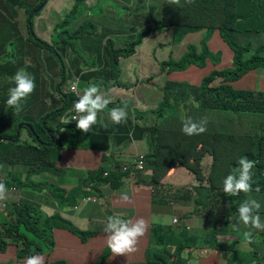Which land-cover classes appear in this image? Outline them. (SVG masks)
I'll list each match as a JSON object with an SVG mask.
<instances>
[{"label":"trees","instance_id":"1","mask_svg":"<svg viewBox=\"0 0 264 264\" xmlns=\"http://www.w3.org/2000/svg\"><path fill=\"white\" fill-rule=\"evenodd\" d=\"M43 1L18 0V3L24 4L32 12ZM203 1L194 0L193 3H186L185 0H180V5L183 3L180 7H183L192 17L186 18L187 24H176L177 29L173 31L172 43H179L187 33L204 31L206 34L200 42H194L193 45H182L173 59H168L163 63V68L165 73H167V80L162 90V102L158 105L157 111H153L158 125L155 130V132L157 131V139L155 145L151 144L150 150L146 151L145 158L148 169L145 168V171L148 170V172L145 173H147L146 178L148 177L146 180L147 184L151 185V205L168 201L174 197L187 200L194 199L196 201L200 198H206V203L202 206L194 207L193 213L198 212L209 225L205 229V246L211 250H218V243L215 244L214 242L215 235L223 229L217 227V222L224 217L227 210L226 197L220 189L219 177L224 179L227 175L236 173L238 169L234 158L236 152L242 153V155H250V153L246 145L238 147L236 140L231 134L204 133L189 137L182 132V127L190 117V111L193 117L200 118L211 114L215 120L214 111L223 110L233 113L241 123H258L261 132H264V92L241 90L234 85L249 71L263 70L264 57L262 55L264 53V45H260L253 50L250 44L242 47L232 42L231 34L225 28L226 20H222V15L225 14L233 0H206L209 4L207 13L202 12L204 8ZM253 1L257 3L255 15L264 12V0ZM78 4H81V0H76L75 5H73L77 7ZM168 5L176 6L175 4H169L168 0H163V12L169 9ZM70 13L73 16L72 10ZM263 17L261 16L259 21L258 28L260 33H264ZM65 21L67 22V19ZM190 21L192 22L191 24L189 23ZM28 22L26 21V25H28ZM216 23H219L223 38L232 49L235 48V50L233 49V63L228 69L223 67L216 69V67H213L209 73H202L204 68L211 65V57L218 53L211 47V32L202 28H211ZM160 24L161 20H159L157 31L152 34L155 35L160 31ZM163 26L166 25L163 24ZM250 31L258 33L255 29ZM150 32L151 30L147 28L139 31L137 35L135 33V39L128 43L123 42L125 44L123 48H116L110 39L107 40L106 47L103 50L108 57L113 73L120 58H128L133 55L136 47L141 44L143 38L151 34ZM75 33L77 38L81 37L84 34V27L81 25V28ZM69 36L70 34L67 31L62 33V37L68 41ZM34 37L36 35L33 31ZM37 39L41 41L39 38ZM42 43L44 42L42 41ZM8 44L13 48V42H8ZM53 52H56V50H53ZM6 53L7 49L0 45V56ZM48 60H50V57H45L44 53H39L31 48L22 50L15 55L12 54L5 59L0 67V111L3 110L0 113V127L6 124L11 128L13 123L12 116L15 114L18 120L33 121L45 116H55L57 113L73 108L85 88L79 85L80 88L77 89V93L53 89L57 86V83H55L54 78H50L47 74L46 70L49 69ZM86 64L89 65L88 62ZM20 69H25L34 78L36 88L32 95L23 103V110L17 114L14 108L9 107L5 102L8 99L9 88L15 86L12 78ZM193 72L199 77L196 83L191 82L194 80L193 77H190ZM186 78L191 81L186 80ZM46 84H48L50 89L45 88ZM118 103L119 99L115 100V103L111 102L105 110L109 113ZM182 104L184 105L183 108L187 110V114L181 113L178 115L177 110ZM123 105L125 103H121L120 106ZM118 127L122 132L123 138L127 137L126 129H133L131 136L136 140L142 139V135L145 133H148L149 136L152 134L150 129L145 127L135 128L127 122L121 123ZM35 130L40 135V127L35 126ZM8 136L6 132H0V163L1 161H9L12 157H17L0 167V182H3L6 186L29 187L32 182H27L35 178L39 181L38 183L35 182V184L42 191L46 201H61V192L64 190L61 184L65 181L57 171L55 164L48 160L49 150L46 148L23 147L18 149L16 153L3 155V151L14 150L12 145L6 142ZM199 144H202L200 151L197 150ZM166 155L169 156L170 167L183 164L182 169L186 171L189 177L187 181L181 184L172 182L167 175L168 172L172 173L173 170H166L162 173L156 172L157 167L162 165L161 159ZM133 158L137 159L136 155ZM41 182L44 185H40L39 183ZM58 186L60 187L59 191H57ZM132 194L135 195L134 192ZM135 198L136 212L132 210L130 213L136 216L140 209V200L137 199L136 195ZM2 203L0 202V206ZM131 205L132 202L125 201L123 206ZM34 208H37L36 204L19 200L16 204H10V209L7 206L4 210L5 216H1L0 220L2 221L0 222V255H11L10 248H14L15 254L21 252L29 256L33 255L34 249H43V247L39 248V244L37 245L38 247H35L34 242L31 243L23 234L19 233V225L22 223L41 236L45 241V245H55V247L57 245L55 238L53 241L47 239L46 233H53L56 228L65 229L78 242L86 245L100 234L80 230L71 222L59 216L47 217L43 220L41 228H39L37 226L38 223L34 225L32 222L33 217L37 213ZM3 214L4 212L0 213V215ZM217 217L220 218L216 219ZM14 219L16 222H14ZM6 220L10 222H3ZM159 229V227H155L153 232H158ZM106 236L108 237L105 234ZM252 238L253 240L257 239ZM237 240L240 243L239 235H237ZM20 246H22L21 250ZM219 250L225 252L227 248L220 245ZM109 253H111V250ZM157 256L158 254H153L150 263L147 264H162V257ZM176 257H179L178 254ZM169 258L171 259L170 264H176L171 254L166 255V261ZM260 259L261 256L254 257L251 260V264H263ZM50 264L66 263L58 260Z\"/></svg>","mask_w":264,"mask_h":264},{"label":"clouds","instance_id":"2","mask_svg":"<svg viewBox=\"0 0 264 264\" xmlns=\"http://www.w3.org/2000/svg\"><path fill=\"white\" fill-rule=\"evenodd\" d=\"M49 1L50 0H47L43 4L44 9L48 6ZM168 2L169 4L180 6V0H168ZM185 2L193 3L194 0H185ZM203 5L204 8L202 9V12L207 13L209 4L206 0L203 1ZM256 8L257 3L253 0H233L231 5L225 11V14L222 15V20H226L225 28L230 32L231 39L234 44L241 46L239 43H237L238 37L243 35L242 28L244 23L249 16L255 14ZM163 11L164 7L162 2L161 10L158 13L155 23L150 22V24H155V27L152 30L157 31L159 20H161V29L158 32H164L165 30L169 29L165 27L168 26V16L171 11L168 9L165 12ZM177 12L179 13V20L176 24H187L186 18L192 17V15L183 7H179ZM37 17L39 16H36L35 18ZM55 17L57 16L54 14L49 15L50 19L54 20ZM68 17L71 18L72 16L69 15ZM65 22L66 21H62L60 24L51 23L49 26V32L55 31L58 27H62V30H64L63 32H65V26L63 25ZM189 23L191 24L192 22L190 21ZM163 24L166 26H163ZM176 24L173 27V31L177 29ZM81 25L79 23L76 31L81 28ZM202 29L211 32L210 38H212V36L216 33L223 44H225L229 50H232L234 57L233 49L222 36L219 23L213 24L211 28ZM187 35L189 34L187 33L184 38H186ZM203 37L199 38L198 41L195 42H200ZM105 38L106 36H103L102 38V42L104 43L100 49L101 57L99 62L97 63L95 59L92 60V64L96 65L98 70H95L91 73L90 69H88L89 73L81 74L80 78H77L76 71L73 70L71 73H69L67 70V68L71 66L72 61H74L75 53L73 56H66V41L65 39L61 40V42H63V49L61 51L63 57L61 65L62 68L55 67L54 63L50 60L47 61L49 64V69L46 70L48 76L50 78H54V80L59 79L58 82H55L57 83V86H55L53 89L62 90V86H65V82L69 80L68 86H65L67 90L77 93V89L81 86L82 88H85L83 90V94L79 96V99L77 102H75L73 108H69V110L62 113H57L55 116H45L37 120L27 121L18 120L16 114L13 115V123L11 127H14L15 132L17 130V126L20 124L18 127L19 130L16 132V134L9 135L6 139V142L11 144L14 150L3 151V155H6L16 153L18 149L23 147H31L34 149L46 148L49 150L48 160L55 164L58 172L65 170H75L69 165L60 164L63 154L66 152L74 154L77 151H89L91 153L100 154L102 156L101 162L96 169L76 170V173L80 175L82 181L79 189L75 191L76 194L71 195L69 192L61 194L64 204L67 206V208H70L74 211L78 210L81 206H84L89 202L96 203L98 200V198L90 192V188L83 186L84 181L88 177L95 176L99 178L97 181L93 182V184H96L95 187L98 188L102 183L109 181L112 172H118L122 178L133 180L137 185H143L151 188V185H148L146 181L147 173L145 172H148V170L145 171V168H147L145 158L146 153L143 155L136 153L135 155L137 159L133 158L129 162H123L120 160H110L107 162L106 160V157L109 158L110 152L125 141V138H123L122 132L118 126L124 122L128 123V113L126 110V104L120 107H114L109 112L110 116L104 115L108 123L104 125L98 124V114L102 112L108 113V111L105 109L111 102L115 103V98L113 100L111 99L115 96V94L111 96V93H114V89H104L105 81L110 80L111 83L117 85L116 77H119L120 74L119 64L116 65L114 73L111 71L108 57L106 65L109 67V70L108 73H104V55L106 54L104 53L103 49L106 47ZM171 41L173 42V38H171ZM181 41L175 44L178 45V48L175 51L176 53L182 45L194 44V42L189 40H187V42ZM112 43L114 44V42ZM82 53H85V51H82ZM172 54L173 53H170L168 59L171 58L170 56ZM262 57H264V55H262ZM85 65L87 66L88 64ZM68 75H70V77ZM98 76H100L102 80H97ZM12 79L15 86L9 88V95L5 104L7 103L9 107L14 108V111L19 114L23 110V103L35 91L36 84L34 78L25 69L18 70ZM166 80L167 73H165L164 85ZM85 83L86 85L84 86ZM123 88L126 87L124 86ZM101 90L107 92L108 95L103 93ZM159 104L160 103L157 104V108ZM180 107H184V105L182 104ZM132 111L136 113V109L132 108ZM145 115V112H141L138 116H136L141 118ZM214 117L215 120L211 114L200 118L193 117L190 111V117L183 124L182 132L189 137L202 135L204 133L231 134L236 140L238 147L243 145L248 147L250 155H242V153L239 152L234 154L236 166L238 168L236 173L229 174L224 179L219 177L220 189L226 197L227 210L225 211L224 217L217 222L222 223L223 226L221 228L223 230L215 235L214 242L215 244L218 243V250H214L221 257L227 259V264H233V258L237 254L235 246L242 244L244 240L250 243V246H252L253 242L255 241L252 237H254L257 238L256 240L261 239L260 243L264 245V233L262 236H260L253 231V229L264 231V223L261 222V217L259 215L261 204L255 199V195L258 194L260 190V174L264 168V132H261L258 123H241L238 119H236L233 113L228 111H214ZM253 124H256V126ZM35 126L40 127V135L37 134ZM110 127L115 128L117 131L111 129ZM137 127L144 126L137 125ZM23 133L26 134V140L23 139ZM20 138L24 141V143H19ZM64 138L69 143V145L66 146L67 148H65V145L61 144V141ZM201 149L202 144H199L197 146V150L200 151ZM15 157L10 158L9 161H1L0 167H3ZM25 188L27 187H16L12 185L6 186L3 182H0V202H3L7 199V192H12L14 190L21 191ZM20 200L35 204L31 199L28 198H21ZM123 200L128 201V196L125 195ZM72 202H74V204H70ZM2 204H4V202ZM167 204L172 205L171 198L167 201ZM56 206V208H52L51 213H47L45 209H37L40 216L46 215L44 219L54 216L63 218L64 215H62L63 208L61 207V204L57 203ZM197 215L200 219H202V216L198 212ZM178 224L179 223L177 222L176 218H173V224L170 226ZM170 226L166 227L161 224H156L151 228V235L156 236L158 232H164L170 229ZM155 227L160 228L158 232H153ZM147 228L148 224L142 217L135 220H127L126 217L113 215L107 218V224L104 228V231L101 232L108 235L107 246L114 256H118L135 253L137 251L136 246L138 241L145 235ZM234 228L239 230L236 236H234ZM56 230L65 231V229H54L53 239L54 232ZM201 230L204 233V236H206V232L204 229H202V227ZM91 232L97 233L96 231ZM227 235L232 236V238H225ZM237 235H239L240 243H238ZM220 245L225 246L227 250L225 252L220 251ZM167 254H170L167 248H162L158 253V256H161L163 259L162 264L171 263L170 258L166 261ZM177 254L179 256L178 258L176 257ZM171 255L174 257L175 263L178 260V263L176 264H181L182 255L180 252H174V254ZM254 256H262L264 258V250L262 252H255ZM14 259L20 261V263L24 262V264H44V257L42 255H30L27 258L22 257L18 259L16 258L15 254ZM14 259L12 260L14 261ZM10 262L11 260L7 262H0V264H11ZM147 263H150V261L147 260Z\"/></svg>","mask_w":264,"mask_h":264},{"label":"rangeland","instance_id":"3","mask_svg":"<svg viewBox=\"0 0 264 264\" xmlns=\"http://www.w3.org/2000/svg\"><path fill=\"white\" fill-rule=\"evenodd\" d=\"M20 1V0H19ZM47 0H44L39 6H37L36 9H34L32 12L29 8L25 7L24 4L18 3V0H0V20H3V22H8L14 29V31L19 34V40L17 42H20L18 47L8 48L7 53L5 55L0 56V67L2 66V63L5 61L7 57H9L12 54H17L22 50H28L29 48L34 49L38 51L39 53H44L45 57H50V61L54 63L55 67L60 68L62 65V49H63V40L62 33L64 30H62V27H58L55 31L49 32V26L46 24V32H45V24L42 23V21L47 20L49 13L44 16L40 20V22H35L36 16H42L43 15V4ZM53 1V0H52ZM97 0H81V4H78L77 7H75L76 0H69L67 2L66 6V15L70 13L72 9L73 16L71 18L66 17L67 20L72 19L75 17L76 21L72 23L70 26H66L65 30L68 31L70 34L69 41L65 39V43L67 45V51L65 53L66 56H73L75 53L74 58V65L76 74L80 71L79 63H81V68L83 70L89 69L85 64L88 62L89 64L92 63V59L90 56L86 53H82V50L80 48V42H77V39L82 40L84 38L88 39L86 34L90 30V24L93 25V30L95 32H100L101 37L106 36L105 40L107 42L108 39L112 40L114 42L115 47H121L123 48L125 44L123 42H130L133 41L136 37V35L139 32H135L136 35L132 37V33L138 29V25L136 21L134 20L135 15L134 10L132 7H128L125 9V11L119 10L116 4H113L111 1L114 0H104V1H97ZM135 2L139 3V7H142L144 12H148L151 15L152 21H155L158 17V13L161 10V4L163 0H134ZM91 2H95L91 5ZM74 4V5H73ZM183 4V3H182ZM181 4V5H182ZM180 5V6H181ZM73 6V7H72ZM180 6H172L168 5L171 12L168 16V26L165 28H169V32H165L166 36H163L160 38V43H162L160 46H156L151 52L147 50L145 51V47L141 46L143 44L144 40L146 38H152L154 34H150L147 37L142 39V42L140 45L136 47L135 53L132 57L129 58H122L119 61V68H120V76L116 77V83L119 88H123L124 86L129 89L126 94H122L121 89H115L118 93L117 97L119 98V103L116 104L115 107H120L121 103L126 102L128 106H126V110L128 113L127 120L128 123L133 126L137 127L138 124L143 125L146 129H150L152 134L145 133L142 135V141L143 145L136 146L134 142H136V139H134L131 136V133L133 129H126V134L129 141V148H133L136 150L135 152H138L140 154H145L147 150H150L149 147L151 144L156 143L157 139V131L155 130L158 128V125L156 123L155 118V111H157V104L162 102V96H163V88H164V80H165V69L163 68V63L168 60V57L170 53H173L169 59H173V57L176 54V49L178 48V45H175L171 42L172 34H173V27L179 20V13L177 12V9ZM123 14V15H121ZM125 14V15H124ZM104 16V17H103ZM261 16H264V12H260L259 14L255 15L253 20L250 22L249 25H247V28H250V25H254L255 30L258 31V33H247L245 35H242L238 37L237 43L239 44H250L252 48H256L260 45H264V33L259 32V21L261 20ZM160 17V16H159ZM264 18V17H263ZM81 21L80 25L82 24V27H84V34L81 37H76V29H77V21ZM26 21L28 22V25H26ZM62 21H65V19L61 16L55 17L53 20V24H60ZM1 22V21H0ZM77 26V27H76ZM155 27V24H150L148 26V29L152 31V29ZM251 29V28H250ZM117 30V31H115ZM33 31L37 38H39L41 41H39L36 37L33 38ZM44 31V32H43ZM116 33L113 35V33ZM189 36H191L193 39L201 38L203 37L206 32L200 31V32H192L188 33ZM170 36V40L166 42L168 37ZM187 40H190L189 38H183L181 42H187ZM42 41L44 43H42ZM151 43V40L149 41ZM193 42V41H192ZM46 43V44H45ZM235 50V48H233ZM53 50H56V52H53ZM232 51L214 54L211 57V65L204 68L202 71L209 73L213 67H216V69L222 68V61L225 57L230 56ZM140 57L138 58V56ZM149 59L147 56H149ZM143 58V59H142ZM164 60V61H162ZM83 62V63H82ZM104 62H105V68L104 73H108L109 67L106 65L107 63V56L104 55ZM85 63V64H84ZM95 70H98L96 67ZM59 79H55V82H58ZM122 82V83H121ZM87 83V82H86ZM84 84V86L86 85ZM69 80L65 82V86H68ZM65 86H62V90L68 92L67 88ZM112 86V83L110 80L105 81L104 89H109ZM46 89H50L48 84L45 85ZM132 96V98H131ZM115 98L112 97L113 100ZM124 99V100H123ZM116 100V99H115ZM133 104V105H132ZM110 105V104H109ZM131 105V106H130ZM132 108L136 109V113L132 111ZM154 111V112H153ZM3 110L0 111L2 113ZM145 112L146 115L142 118H138L137 116L139 113ZM187 114V110L183 107H180L177 110V114ZM110 116L109 113L102 112L98 114V122L103 123V120L106 119L104 117ZM137 115V116H136ZM105 123H108L106 120ZM16 124V123H15ZM20 125V124H19ZM17 130L14 132V127H9L8 125H4L0 127V132H6L8 135H14ZM155 132V133H154ZM23 139L26 140V134H22ZM29 140V139H27ZM19 143H24V141L20 138ZM62 145L66 146L69 145L67 140L64 138L61 141ZM154 147V146H153ZM152 147V148H153ZM152 150V149H151ZM169 156L166 155L161 159V166H158L156 169V172L162 173L166 170H174L182 168V165L176 166V167H170ZM169 166V167H168ZM234 168V167H233ZM148 178V177H147ZM32 182V183H31ZM35 182H39L37 179L33 178L29 180L27 183H31L29 187L20 190H14L12 192H7V199L0 206V213L4 212L3 215L5 216V209L10 204H16L19 202L21 198H28L31 199L37 206L38 209H45L46 207L50 206V203L46 201L43 197L42 191L37 188V184ZM40 185H44V183H39ZM34 185V187H33ZM28 186V185H27ZM126 187V186H125ZM129 200L130 197L128 196ZM133 201V199H132ZM97 205L102 207L103 209H106L105 202L100 200L98 198ZM261 204V203H260ZM161 208H163L162 205H160ZM37 208H34V211L37 212L36 215L33 217L32 222L33 224H37L39 228L42 226V222L44 220V217L46 215L40 216L39 211ZM133 210V206L130 207L129 210H126L124 214H116L112 210H107L105 212L101 208L98 207H92V206H84L79 210L80 212H69L73 216H79L82 217L84 222L82 223L81 228L87 229V231H104V228L107 224V218L109 216H119V217H126L130 215V211ZM263 206L261 204V208L259 210V215L261 217V222L264 223V211ZM116 212V211H115ZM56 217V216H55ZM220 217H217L216 219H219ZM64 220H67L71 222L75 227L77 226L76 219H72L69 216H64ZM19 221V220H18ZM216 221V220H214ZM2 222V221H0ZM3 222L9 223L10 221L6 220ZM14 222L16 220L14 219ZM18 223V222H17ZM23 224V223H22ZM19 225V233L23 234V236L26 237L27 240L31 241V243H35V247L39 248L43 247L41 250L34 249L33 255H42L44 257V264H50L51 262H55L58 260H62L65 262L62 255H58L56 253H53V250L55 248V245H45L44 239L36 234L32 228L25 226L24 224ZM254 233H257L258 235L262 236L264 231L253 229ZM46 238L53 241V233L49 232L46 233ZM154 240V244H157L159 247L167 248L169 249L171 246V240L170 237L167 236V233L158 232V234L152 239ZM261 239L255 240L253 242V245L256 246V249L260 247L261 245ZM242 248H251L250 243L243 241ZM64 250H74L76 248V245H64L62 246ZM22 249V246H20V250ZM53 249V250H52ZM11 255L5 256L0 255V262H5L8 258L11 260V264H13V260L15 258L14 248H10ZM110 252V249L107 245H104L101 250H99L98 253V260L90 263V264H105L107 260V255ZM29 255L26 253H17L16 258L20 259L22 257H28ZM117 258L119 261H112L109 264H136L134 261H127L126 263H122L120 261V256L118 255ZM251 258H253V254L251 253ZM261 263L264 264V258L261 256L260 259ZM66 263V262H65ZM67 264V263H66Z\"/></svg>","mask_w":264,"mask_h":264},{"label":"crops","instance_id":"4","mask_svg":"<svg viewBox=\"0 0 264 264\" xmlns=\"http://www.w3.org/2000/svg\"><path fill=\"white\" fill-rule=\"evenodd\" d=\"M69 0H50L48 3V6L44 9L43 15L40 17L35 18V22L39 23L42 18L46 14H54L57 17L61 16L64 17L66 20V17L69 16L71 13H68L66 15V6L67 2ZM99 1V0H97ZM95 1V2H97ZM104 1V0H100ZM93 2V3H95ZM113 4H116L119 10L125 11L128 7H132L134 10L135 18L138 25V29L132 33V37L135 35V32L142 31L144 29H147L150 25V22L155 23V21H152L151 15L148 12H144L142 7H139V3L135 2L134 0H114L111 1ZM91 2V5L93 4ZM73 7V6H72ZM72 10V9H71ZM123 15V14H121ZM125 15V14H124ZM104 17V16H103ZM255 17L254 15L249 16L242 28L243 35L247 33H254L250 31L251 29L255 28L254 25H250L247 28V25L250 24V22ZM47 20L42 21L43 24H45V32H46V24L50 26L51 23H53V19H50L49 16L46 18ZM0 45L6 49L12 48L8 42H13V47H18L20 42H17L19 40V34L17 31L15 32L13 27L8 22H3V20H0ZM76 21L75 17L72 19L67 20V22L63 23V25L66 27L67 25L70 26L72 23ZM72 22V23H71ZM79 23L80 20L77 21ZM76 26V27H77ZM250 29V30H249ZM90 28V31L86 34L87 38H84L82 40L77 39V42H80V48L82 51H85L86 54L90 56L92 60L95 59L97 63L99 62V59L101 57V47L104 42H102V38L100 35V32H95ZM49 31V30H48ZM47 31V32H48ZM117 31V30H115ZM44 32V31H43ZM46 32V33H47ZM155 30H152L150 33H155ZM165 32H169V30H165L164 32H157L154 37L152 38H146L141 44V46L145 47V51L149 50L151 52L156 46H160L162 43H160V38L163 36H166ZM116 33L114 32L113 35ZM190 39L189 41H198L199 38L193 39L191 36L187 35L186 39ZM151 40V43L149 42ZM170 40V36L166 40L168 42ZM172 42V41H171ZM211 47L214 51H217L219 53H224L230 51L225 44L221 41L219 36L215 33L211 38ZM242 47H245L249 45L246 44H240ZM257 48V47H256ZM256 48H252L255 50ZM232 51V50H231ZM264 55V54H263ZM140 55L138 56V58ZM150 55L147 56L149 59ZM232 58H233V52L230 56L225 57L221 63L222 67L225 69H228L232 65ZM143 59V58H142ZM164 61V60H162ZM4 63V62H3ZM2 63V65H3ZM80 71L76 74L77 78H80L81 74H87L89 73L88 69H81V64L79 63ZM91 71H95L96 65L90 63L87 65ZM62 68V66H61ZM65 70V69H63ZM69 73H71L73 70H75L74 61H72L71 66L67 68ZM120 71V70H119ZM90 73V74H91ZM202 73H204L202 71ZM70 77V75H68ZM120 76V74H119ZM190 77H193L194 80L191 81L193 83H196L198 81V76L195 72L191 74ZM76 78V77H74ZM92 78V75H91ZM97 80H102L100 76L97 77ZM122 83V82H121ZM236 88H239L241 90H252V91H262L264 92V68L257 69L253 71H249L244 76H242L235 84ZM111 89H114V93H111V96L115 94V99H119L120 97H117L118 93L115 89H121L122 94H126V92L129 90L127 88H119L117 85L112 83ZM103 93L107 94L104 90H101ZM132 98V96H131ZM124 100V99H123ZM127 105L126 102H123ZM133 105V104H132ZM128 106V105H127ZM131 106V105H130ZM142 118V117H141ZM106 119L103 120V123H98L101 125L106 124ZM139 126H142L141 124H138ZM256 126V124H253ZM113 130H116L113 127H110ZM117 131V130H116ZM125 141L118 147L114 148L110 152L109 158L106 157L107 162L110 160H120L123 162H129L133 159V156L138 153L135 152L133 148H129L128 146L129 141L128 137H125ZM136 146L143 145L142 140H136L134 142ZM102 156L98 153H91L89 151H77L74 154H71L69 152H66L63 154L62 160L60 162L61 165H69L73 169V171L65 170V171H59V174L64 179V183L61 184V186L64 188V190L61 192V194L65 192H69V194H76V190L79 189L82 181L79 174L76 173V170H84V169H96L98 165L101 162ZM260 190L258 194L255 195V199L262 204L264 211V168L261 171L260 174ZM167 177L174 183L181 184L182 182H185L189 179L186 171L182 168L174 170L172 173H168ZM98 177H88L83 183V186L90 188V192L94 194L97 198L105 202L106 209H103L99 205L93 202H89L84 206H92V207H98L107 212V210H112L116 214H124L126 210H129L130 207L133 206V211L136 212V198L140 200V209L135 216L133 213H130L129 216H126L127 219L135 220L138 218H143L147 224L148 228L145 233V235L139 239L137 244V251L133 254L128 255H119L120 261L122 263H126L127 261H134L136 264H147V260L150 261L152 259L153 254H158L160 250L163 247H159L157 244H154V240H152L155 236L151 235V228L156 224H161L166 227H169L171 224H173V218H176L178 225L170 226V229L162 232L167 233V236L170 237L171 240V246L169 249H167L170 254H174L180 252L182 255L181 258V264H227V259L221 257L215 250L208 249L205 247V236L204 233L201 230L206 229L209 227L207 221L205 219H200L197 215V213H193L194 207L202 206L206 203V198H200L197 201L194 199L187 200V199H181L178 197L171 198L172 205L167 204V201L161 202V203H154L151 205V188L143 186V185H137L133 180L122 178L120 173L118 172H112L110 175V179L108 182L102 183L100 187H95L96 184L93 182L97 181ZM126 186V187H125ZM60 190V187H57V191ZM135 193L133 195L132 193ZM129 196L130 200L129 202H132L131 206L124 207L125 201L123 200L124 196ZM133 199V201H132ZM50 206L46 207L45 210L47 213L52 212V208H56V204L60 203L61 207L63 208L62 215L69 216L72 219H76L77 226L76 228L87 231V229H82V223L84 222L82 217L79 216H73L69 212H80L82 207L81 206L78 210L74 211L70 208H67V206L64 204V200L61 198V201L59 202H49ZM74 204V202L70 203ZM160 205L163 206V208L160 207ZM116 211V212H115ZM156 223V224H155ZM223 225L222 223H218L217 227L221 228ZM225 226V224H224ZM240 229V228H239ZM97 233H100L97 237L91 240V242L86 244H81L78 242L75 238H73L70 234H68L66 231L63 230H56L54 232V238L56 240V247L53 250V253H56L58 255H62L65 262L67 264H90L98 260V253L99 250L103 248L104 245H107V236L105 237V234L99 230L96 231ZM239 232L238 229L234 228V236ZM225 238H232V236L227 235ZM76 245V248L72 251L70 250H64L62 246L64 245ZM242 244L236 245V251L239 253V255H235L233 258V264H251V260L255 257V252H262L264 250V245H260L259 248L256 249V246L252 245L251 248H242ZM251 253L253 254V258H251ZM113 256H112V255ZM10 261V258H8L5 262ZM14 259L13 264H24V262L20 263V261H17ZM112 261H119L117 256L115 257L114 254L108 253L107 260L105 264H109ZM178 263V260L176 261Z\"/></svg>","mask_w":264,"mask_h":264},{"label":"flooded vegetation","instance_id":"5","mask_svg":"<svg viewBox=\"0 0 264 264\" xmlns=\"http://www.w3.org/2000/svg\"><path fill=\"white\" fill-rule=\"evenodd\" d=\"M91 28H92V30H93V25H91ZM92 30H91V31H92Z\"/></svg>","mask_w":264,"mask_h":264}]
</instances>
